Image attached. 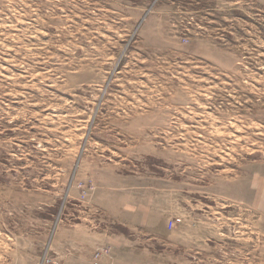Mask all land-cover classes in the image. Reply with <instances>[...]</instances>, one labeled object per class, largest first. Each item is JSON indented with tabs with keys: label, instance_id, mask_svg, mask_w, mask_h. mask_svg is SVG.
<instances>
[{
	"label": "rangeland",
	"instance_id": "obj_1",
	"mask_svg": "<svg viewBox=\"0 0 264 264\" xmlns=\"http://www.w3.org/2000/svg\"><path fill=\"white\" fill-rule=\"evenodd\" d=\"M0 264H264V0H0Z\"/></svg>",
	"mask_w": 264,
	"mask_h": 264
}]
</instances>
